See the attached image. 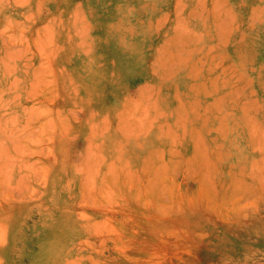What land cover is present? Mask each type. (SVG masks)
I'll return each instance as SVG.
<instances>
[{"label": "rangeland", "instance_id": "374dc122", "mask_svg": "<svg viewBox=\"0 0 264 264\" xmlns=\"http://www.w3.org/2000/svg\"><path fill=\"white\" fill-rule=\"evenodd\" d=\"M0 264H264V0H0Z\"/></svg>", "mask_w": 264, "mask_h": 264}]
</instances>
